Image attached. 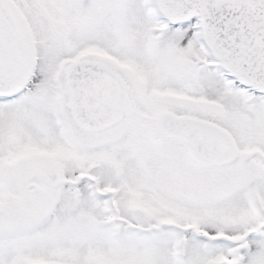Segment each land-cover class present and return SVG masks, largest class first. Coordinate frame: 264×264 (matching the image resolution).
<instances>
[{"label":"snow or ice","instance_id":"obj_1","mask_svg":"<svg viewBox=\"0 0 264 264\" xmlns=\"http://www.w3.org/2000/svg\"><path fill=\"white\" fill-rule=\"evenodd\" d=\"M0 264H264V0H0Z\"/></svg>","mask_w":264,"mask_h":264}]
</instances>
